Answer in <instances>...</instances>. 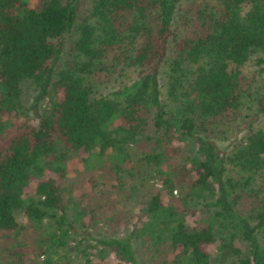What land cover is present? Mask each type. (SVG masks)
Listing matches in <instances>:
<instances>
[{"label":"trees","instance_id":"obj_1","mask_svg":"<svg viewBox=\"0 0 264 264\" xmlns=\"http://www.w3.org/2000/svg\"><path fill=\"white\" fill-rule=\"evenodd\" d=\"M88 1L0 0V264H264V0Z\"/></svg>","mask_w":264,"mask_h":264},{"label":"rangeland","instance_id":"obj_2","mask_svg":"<svg viewBox=\"0 0 264 264\" xmlns=\"http://www.w3.org/2000/svg\"><path fill=\"white\" fill-rule=\"evenodd\" d=\"M88 0H85V3L83 5V8L79 11V16H83L87 14L86 11V7L88 5ZM250 67L253 68V65L250 64ZM32 89L30 87L27 88L26 94L29 95L31 94ZM60 96V95H59ZM17 120L15 121L17 128H15L14 130L16 131H20L21 129L18 128V123H21L22 119L20 118H16ZM133 146L137 149H143L145 150L148 147V143L147 141H136L133 143ZM84 163L82 162V160L79 158V154H74L73 156H71L70 158H68V160L66 161V169H65V175L63 176L62 179V183L67 184L68 188L72 191L71 193H73V195H79V193L82 190H88L89 189V177L88 175H90L84 168ZM48 174V173H47ZM111 180H114L113 177L111 178ZM130 185H131V180L128 178H126L123 183L121 184L120 189L117 187L116 189H111L110 193H109V197L110 194H113V200L112 202H115L114 205V209L115 212H119L121 214H124L126 216L132 215L127 221H125L123 219L122 223H118L117 224V234H121L123 235L128 227H126L125 224H133V223H137V218L136 216H134V214L137 211V206L135 204H139L140 201L137 200V196H134L133 199H131V193H130ZM32 186L33 183L31 182L29 185H27L25 187V191L31 192L32 191ZM156 186V185H155ZM148 187H150V184L148 185ZM147 187V188H148ZM254 189L257 188L261 194H263L264 196V184H256L253 185ZM257 195V191L255 192ZM174 194H177L176 191L174 190ZM161 195L163 198L166 197V192L161 191ZM82 200H85V196L82 198ZM246 203V201H245ZM185 207H187L186 211H180L182 213L183 219L185 220V222L189 225H193L194 222H197V224L203 223L204 220L206 219L208 213L207 212H203L202 210H200V215H199V207L200 204L199 202H197L195 199H188L184 202ZM181 205H179V207H181ZM185 215V216H184ZM86 214H83V217H85ZM200 216V217H199ZM122 217V216H121ZM104 217V215L100 216L98 220H102ZM123 218V217H122ZM198 218L200 219V221H198ZM206 222V220H205ZM2 235V231L0 230V237ZM237 238V236H236ZM234 244H236L237 246L240 247L241 252H243L244 249V242L242 241V244L240 245L239 242L237 241V239H234ZM260 245L264 248V235L261 236L260 238ZM205 248L207 249V251L209 252V255L212 258H215V256H220L221 258L224 259V263H229L230 260H234L237 258L236 256V252H233V250L231 249H224L221 247V249L218 247V239H215L213 242H209L204 244ZM142 254L147 253V252H141ZM160 255L158 256L159 258H161V256H163L167 261L166 258H169L172 254L171 251L169 252H162L159 253ZM218 254V255H217ZM138 256L140 257L139 253ZM147 256V255H145ZM221 258H219V260H221ZM157 261H161V259H158ZM103 264H115V261L112 259V257H110L107 260H102L101 261ZM153 264H156V260L153 261ZM163 264H169V262H165Z\"/></svg>","mask_w":264,"mask_h":264}]
</instances>
